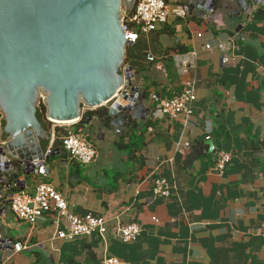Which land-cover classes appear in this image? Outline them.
Segmentation results:
<instances>
[{"label":"crops","instance_id":"0c3cea01","mask_svg":"<svg viewBox=\"0 0 264 264\" xmlns=\"http://www.w3.org/2000/svg\"><path fill=\"white\" fill-rule=\"evenodd\" d=\"M167 6V21L140 34L125 62L145 119L129 118L118 130L96 109L90 124H52L50 135L55 126L83 129L97 147L96 160L82 165L59 146L44 174H19L23 190L4 189L10 179L0 182L2 204L14 192L33 194L39 180L51 184L73 213L105 219L107 244L97 233L57 238L51 215L30 225L7 202L1 232L26 248L3 264H103L105 256L122 264H264V1L240 16L234 1L227 8L216 1L203 14L185 0ZM189 84L190 117L156 109L151 94L171 98ZM96 140L113 147L101 155ZM218 150L232 155L221 173L214 169ZM158 176L172 184L170 197H153ZM131 222L140 226L137 239H116L114 228Z\"/></svg>","mask_w":264,"mask_h":264},{"label":"water","instance_id":"95a60500","mask_svg":"<svg viewBox=\"0 0 264 264\" xmlns=\"http://www.w3.org/2000/svg\"><path fill=\"white\" fill-rule=\"evenodd\" d=\"M216 1L225 7L234 1L240 16L264 0H185L202 14L214 11ZM133 5L134 0H0L1 183L10 179L23 190L26 179L19 181V174L27 178L43 160L60 154L59 143L45 153L51 135L37 118L41 102L51 123L78 122L83 107L97 108L118 130L129 118L145 119L132 67L123 65L134 45L125 39L123 14ZM206 144L212 151V141ZM1 228L0 222V258L13 243Z\"/></svg>","mask_w":264,"mask_h":264},{"label":"built area","instance_id":"2783aa9c","mask_svg":"<svg viewBox=\"0 0 264 264\" xmlns=\"http://www.w3.org/2000/svg\"><path fill=\"white\" fill-rule=\"evenodd\" d=\"M168 19L167 0H134V5L130 13L123 14V27L127 43H135L140 34H147L156 30L161 24ZM149 61L154 60L152 55H148ZM151 100L155 103L156 109L167 115L182 114L186 118L191 116V102L194 100V92L191 84L183 90L167 99L161 100L156 94H151ZM110 104L106 103L105 106ZM87 107L82 108V112L93 111ZM59 123H53L57 125ZM60 125V124H59ZM55 134L50 136L49 146L45 153L52 152L55 141ZM59 146L67 152L69 158L77 161L82 165L90 164L96 160L98 150L96 145L88 139V134L83 129L77 131H66L58 137ZM188 148V144L184 145ZM2 147L0 145V153ZM231 152L218 150L216 152L214 169L223 172L225 165L231 160ZM43 164L30 175L44 174L45 167ZM24 177V175H22ZM19 181L20 178H19ZM17 184L13 181L4 184V189H11ZM173 190L172 184L164 177L158 176L153 182V197L168 198ZM2 195L0 194V199ZM9 207L15 218L19 221L33 225L39 218L44 215H51L53 225L55 226V237L66 240H73L81 235H90L97 233L101 242L106 245L108 242L106 221L102 217H96L91 214L77 215L73 213L68 206L63 195L58 192L51 184L38 181L35 192L27 194L24 192H14L10 195ZM2 202L0 201V206ZM61 223L65 224L66 229H61ZM140 226L137 222H131L126 225H119L114 228V237L121 242H134L140 234ZM26 246L20 242L12 243V249L6 251V255L0 258V264L5 263L12 254L25 249ZM103 264H122L114 256H105Z\"/></svg>","mask_w":264,"mask_h":264},{"label":"trees","instance_id":"16d2710c","mask_svg":"<svg viewBox=\"0 0 264 264\" xmlns=\"http://www.w3.org/2000/svg\"><path fill=\"white\" fill-rule=\"evenodd\" d=\"M135 43H136V45H138V41H136ZM130 58H131V47L129 46L127 48V50H126L125 62H128ZM45 112H46V108H45L44 104L41 102L39 104L38 108H37V118L40 121V123L42 124L43 128L45 130L49 131L53 123H51V122H49V121L46 120V118H45ZM94 114H95V111H86V112H84L82 114V117L80 118V120L77 122V125L78 126L84 125L86 123V121H87V118L88 117H92ZM2 124H3V122H2ZM133 124H135V123H133ZM66 131L67 130L64 127H60V126H55L54 127V132H55V136H56L55 141H54V144L59 143L58 137H60L61 135H63ZM46 143L47 142H45V144ZM62 150L63 149L61 148V151ZM0 178H2L1 177V174H0ZM2 185L3 184H0V191L3 188ZM17 189H18V187L17 188L14 187V188H11L10 190L11 191H15Z\"/></svg>","mask_w":264,"mask_h":264},{"label":"rangeland","instance_id":"374dc122","mask_svg":"<svg viewBox=\"0 0 264 264\" xmlns=\"http://www.w3.org/2000/svg\"><path fill=\"white\" fill-rule=\"evenodd\" d=\"M123 65H125V62H124V64ZM123 70V66L121 67V70L120 71H122ZM96 144H97V146H99L100 147V150L99 151H101V155H103V152H104V148L106 147V146H110V147H113L112 146V144L111 143H109V142H106L105 144H102L103 146H100L99 145V142H98V140H96ZM106 149V148H105Z\"/></svg>","mask_w":264,"mask_h":264},{"label":"bare ground","instance_id":"6f19581e","mask_svg":"<svg viewBox=\"0 0 264 264\" xmlns=\"http://www.w3.org/2000/svg\"><path fill=\"white\" fill-rule=\"evenodd\" d=\"M72 122H75V120H73V121H67L65 123H72ZM65 123H59V124H65Z\"/></svg>","mask_w":264,"mask_h":264}]
</instances>
